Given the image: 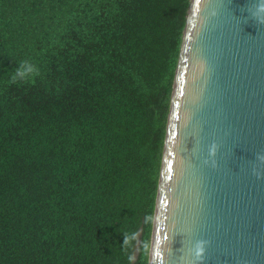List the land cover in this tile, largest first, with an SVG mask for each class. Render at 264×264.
<instances>
[{
  "label": "trees",
  "instance_id": "trees-1",
  "mask_svg": "<svg viewBox=\"0 0 264 264\" xmlns=\"http://www.w3.org/2000/svg\"><path fill=\"white\" fill-rule=\"evenodd\" d=\"M188 0H0V264H148Z\"/></svg>",
  "mask_w": 264,
  "mask_h": 264
},
{
  "label": "water",
  "instance_id": "water-1",
  "mask_svg": "<svg viewBox=\"0 0 264 264\" xmlns=\"http://www.w3.org/2000/svg\"><path fill=\"white\" fill-rule=\"evenodd\" d=\"M148 264H264V0H188Z\"/></svg>",
  "mask_w": 264,
  "mask_h": 264
}]
</instances>
